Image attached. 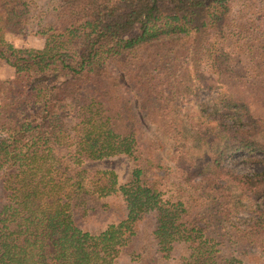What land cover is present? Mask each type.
Segmentation results:
<instances>
[{"label": "trees", "instance_id": "16d2710c", "mask_svg": "<svg viewBox=\"0 0 264 264\" xmlns=\"http://www.w3.org/2000/svg\"><path fill=\"white\" fill-rule=\"evenodd\" d=\"M52 3L42 47L19 55L3 35L25 23L30 2L0 0V60L12 68L0 81V264H117L148 216L161 259L178 250V264H218L205 202L236 244L264 253V0ZM194 82L214 93L199 120L217 142L206 167L186 148L191 129L176 131L174 100L191 98ZM137 116L183 142L171 166L139 147ZM240 154L260 169L229 165ZM119 155L132 164L122 185L94 168ZM113 194L125 217L81 230L76 211Z\"/></svg>", "mask_w": 264, "mask_h": 264}, {"label": "rangeland", "instance_id": "374dc122", "mask_svg": "<svg viewBox=\"0 0 264 264\" xmlns=\"http://www.w3.org/2000/svg\"><path fill=\"white\" fill-rule=\"evenodd\" d=\"M30 2V11L28 19L20 27H10L3 35V47L12 46V50L19 55H23L31 48H40L44 43V36L37 33L41 20L45 18L46 12L49 11L52 0H27ZM12 72V68L6 64L4 60H0V81L8 78ZM194 84H196L194 82ZM213 94H208L200 84H196L194 95L188 99H175L173 106L176 109L177 121L176 131L179 129L190 130V138L185 143L186 148L190 149V155L198 167H206L210 149L216 146V140L211 141L208 134L204 132V128H199L200 121L204 120L201 104L212 106ZM208 108V107H207ZM204 111H207L205 108ZM261 111V110H260ZM200 120V121H199ZM195 127L194 131L191 128ZM199 128V129H197ZM136 132L139 147L152 159L155 164L171 166L169 160L173 153V147L184 145L183 142L175 144L172 139L164 137L156 127L149 123L146 119L136 117ZM7 134L0 126V141H4ZM176 141V140H175ZM246 156L243 154L235 155L228 160L229 165L240 172H252L260 169L257 163L244 161ZM132 164L130 160L119 155L103 161H100L94 168L99 170H110L116 175L118 184L122 185L128 180ZM163 171L152 167L148 174ZM211 203V202H210ZM209 202L202 204L201 210L207 217L205 228L206 235L214 239L217 247V263L218 264H264V253H257L254 249L236 244L229 225L222 224L217 216L215 206ZM126 215L123 203L118 194H113L103 198L99 204L90 205L85 209L76 211L77 226L93 235L102 232L109 224L117 223ZM239 218L248 216L247 210L239 211ZM152 219L146 217L144 221L138 224L135 233L129 238L125 247L122 248L117 264H178L176 258L180 254L176 250L175 257L168 260L160 258L156 252V245L150 237Z\"/></svg>", "mask_w": 264, "mask_h": 264}, {"label": "crops", "instance_id": "0c3cea01", "mask_svg": "<svg viewBox=\"0 0 264 264\" xmlns=\"http://www.w3.org/2000/svg\"><path fill=\"white\" fill-rule=\"evenodd\" d=\"M11 74H12V72H11ZM11 74H10V75H11ZM8 77H9V76H8Z\"/></svg>", "mask_w": 264, "mask_h": 264}]
</instances>
